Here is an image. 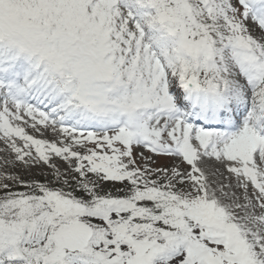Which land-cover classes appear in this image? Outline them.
<instances>
[{
  "label": "snow or ice",
  "instance_id": "obj_1",
  "mask_svg": "<svg viewBox=\"0 0 264 264\" xmlns=\"http://www.w3.org/2000/svg\"><path fill=\"white\" fill-rule=\"evenodd\" d=\"M0 144V264H264V0H0Z\"/></svg>",
  "mask_w": 264,
  "mask_h": 264
},
{
  "label": "rangeland",
  "instance_id": "obj_2",
  "mask_svg": "<svg viewBox=\"0 0 264 264\" xmlns=\"http://www.w3.org/2000/svg\"><path fill=\"white\" fill-rule=\"evenodd\" d=\"M29 131H31V130L29 129ZM46 137L49 138V139L52 138L50 134H46ZM5 156H7L8 159H14V157L12 156V154H10V153H4L3 152V145L0 144V170H3V168H4V159H5ZM156 162H157V164H166V163H169L170 161L164 160V159H158ZM8 167H9L10 170L12 169V166L11 165H8ZM19 170H20L19 167H17L16 168V171H19ZM39 173H40V169H35L34 168V169H32L31 175L32 176H35V177H37L39 179H43V177L40 176ZM25 177L26 178H29L28 174H25Z\"/></svg>",
  "mask_w": 264,
  "mask_h": 264
}]
</instances>
